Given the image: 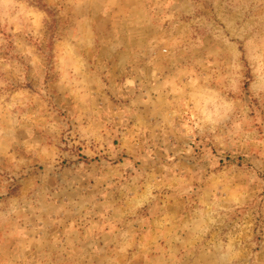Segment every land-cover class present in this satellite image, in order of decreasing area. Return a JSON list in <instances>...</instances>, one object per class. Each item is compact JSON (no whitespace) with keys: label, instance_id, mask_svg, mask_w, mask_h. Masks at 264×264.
<instances>
[{"label":"rangeland","instance_id":"rangeland-1","mask_svg":"<svg viewBox=\"0 0 264 264\" xmlns=\"http://www.w3.org/2000/svg\"><path fill=\"white\" fill-rule=\"evenodd\" d=\"M0 264H264V0H0Z\"/></svg>","mask_w":264,"mask_h":264}]
</instances>
